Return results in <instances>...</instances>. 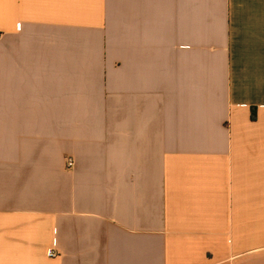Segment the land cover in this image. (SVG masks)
Masks as SVG:
<instances>
[{
  "label": "crops",
  "instance_id": "crops-1",
  "mask_svg": "<svg viewBox=\"0 0 264 264\" xmlns=\"http://www.w3.org/2000/svg\"><path fill=\"white\" fill-rule=\"evenodd\" d=\"M0 264H264V0H0Z\"/></svg>",
  "mask_w": 264,
  "mask_h": 264
},
{
  "label": "built area",
  "instance_id": "built-area-1",
  "mask_svg": "<svg viewBox=\"0 0 264 264\" xmlns=\"http://www.w3.org/2000/svg\"><path fill=\"white\" fill-rule=\"evenodd\" d=\"M67 166L69 169H72V167L74 166V161L72 158L67 159ZM48 254H49V257L51 258L57 257V253L53 250H50Z\"/></svg>",
  "mask_w": 264,
  "mask_h": 264
}]
</instances>
